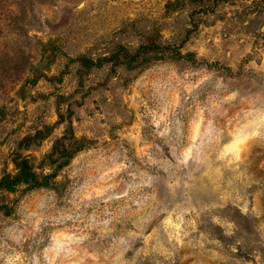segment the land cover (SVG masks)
I'll return each instance as SVG.
<instances>
[{
	"label": "rangeland",
	"instance_id": "1",
	"mask_svg": "<svg viewBox=\"0 0 264 264\" xmlns=\"http://www.w3.org/2000/svg\"><path fill=\"white\" fill-rule=\"evenodd\" d=\"M17 157L0 264H264V0H0Z\"/></svg>",
	"mask_w": 264,
	"mask_h": 264
},
{
	"label": "trees",
	"instance_id": "2",
	"mask_svg": "<svg viewBox=\"0 0 264 264\" xmlns=\"http://www.w3.org/2000/svg\"><path fill=\"white\" fill-rule=\"evenodd\" d=\"M78 141L77 139H75ZM76 148V147H75ZM78 149V147L76 148ZM70 153V152H69ZM70 157V155H69ZM17 171L14 174H6L0 179V188L7 191H13L14 188L21 183L29 184V186L38 185L35 175L31 171V166L26 159L17 157L15 159Z\"/></svg>",
	"mask_w": 264,
	"mask_h": 264
}]
</instances>
